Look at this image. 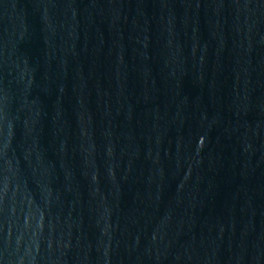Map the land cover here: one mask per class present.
<instances>
[{"label":"water","instance_id":"95a60500","mask_svg":"<svg viewBox=\"0 0 264 264\" xmlns=\"http://www.w3.org/2000/svg\"><path fill=\"white\" fill-rule=\"evenodd\" d=\"M0 264H264V0H0Z\"/></svg>","mask_w":264,"mask_h":264}]
</instances>
